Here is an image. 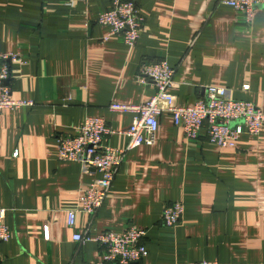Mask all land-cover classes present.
<instances>
[{
    "label": "crops",
    "instance_id": "crops-1",
    "mask_svg": "<svg viewBox=\"0 0 264 264\" xmlns=\"http://www.w3.org/2000/svg\"><path fill=\"white\" fill-rule=\"evenodd\" d=\"M0 0V54L20 53L5 82L14 100L0 110V210L10 232L0 243V264H99L91 235L146 231L141 264H264V128L241 135L232 148L187 140L162 113L152 145L126 153L106 199L89 219L67 211L99 177L92 168L58 160V136H74L86 118H102L113 131L104 145L124 148L133 114L109 104H145L151 83L135 81L142 63L166 61L175 70L171 94L193 106L208 87L227 88L234 100L264 113V7L250 25L219 0H128L144 23L134 47L120 38L102 42L96 23L111 0ZM244 86H248L245 90ZM16 154V155H15ZM180 202L181 221L161 223L164 206Z\"/></svg>",
    "mask_w": 264,
    "mask_h": 264
},
{
    "label": "built area",
    "instance_id": "built-area-1",
    "mask_svg": "<svg viewBox=\"0 0 264 264\" xmlns=\"http://www.w3.org/2000/svg\"><path fill=\"white\" fill-rule=\"evenodd\" d=\"M88 0H68L73 6L77 2ZM219 3L240 12L247 25L254 20V12L264 7V0H219ZM96 23L107 28V34L101 38L106 42L117 37L127 47H134L142 29L144 18L135 3L128 0H111L110 8L101 13ZM24 65V57L20 53L0 54V110H14L30 106V102L14 100L5 82L10 75L9 65ZM175 70L164 61L142 63L135 81L146 85L151 83L155 93L145 104L130 106L111 103L110 111L130 112L133 119L130 128L125 132L128 143L118 149L103 144V140L113 134L111 128L102 118H86L76 130L74 136H58V160L76 162L84 168H92L99 173L89 188L79 198L78 207L67 211V225L75 226V216L81 212L92 218L99 210L111 187L118 168L124 162L126 153L141 145H152L158 129L159 117L168 113L174 126L182 129L187 140H199L202 132L209 144L220 148H232L243 134L257 136L264 128V113L252 103L234 100L227 88L208 87L202 99L193 106H180L175 102L171 89L174 86ZM247 90L248 86H244ZM16 155V154H15ZM0 210V243L7 242L10 232L2 221ZM184 206L174 202L164 206L161 223L165 227H174L182 218ZM90 222L83 231L73 234V241L79 243L98 242L103 247L99 264H141L147 255L142 243L146 231L130 225L123 232L104 231L91 235ZM196 264H219L202 261Z\"/></svg>",
    "mask_w": 264,
    "mask_h": 264
}]
</instances>
